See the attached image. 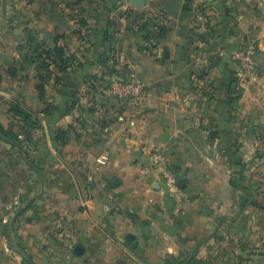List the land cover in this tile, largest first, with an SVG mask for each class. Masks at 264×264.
Wrapping results in <instances>:
<instances>
[{
  "label": "crops",
  "instance_id": "1",
  "mask_svg": "<svg viewBox=\"0 0 264 264\" xmlns=\"http://www.w3.org/2000/svg\"><path fill=\"white\" fill-rule=\"evenodd\" d=\"M38 44L70 57L45 100ZM113 78L144 94L99 95ZM0 123L22 140L0 137V264H264V0H0Z\"/></svg>",
  "mask_w": 264,
  "mask_h": 264
},
{
  "label": "built area",
  "instance_id": "2",
  "mask_svg": "<svg viewBox=\"0 0 264 264\" xmlns=\"http://www.w3.org/2000/svg\"><path fill=\"white\" fill-rule=\"evenodd\" d=\"M257 46L249 40L246 44L233 52V59L236 62V71L232 81V89L234 94L242 91L245 83L250 80L254 73L256 64ZM99 95L110 99L117 98L120 100H140L145 91V84L140 81H128L118 78H113L106 84L98 88ZM155 158L153 170L158 172L165 184L171 190H177L178 184L173 172L170 160L157 150L153 151ZM107 156L101 160V164L107 163Z\"/></svg>",
  "mask_w": 264,
  "mask_h": 264
},
{
  "label": "trees",
  "instance_id": "3",
  "mask_svg": "<svg viewBox=\"0 0 264 264\" xmlns=\"http://www.w3.org/2000/svg\"><path fill=\"white\" fill-rule=\"evenodd\" d=\"M187 9V6H185ZM155 25L156 23L153 22ZM159 29V35L164 36L167 28L163 25H156V28ZM36 61H37V68H38V83L37 88L40 94V98L42 100H45L47 95V84L49 79H51L53 76V72L51 70V66H58L59 69L65 68L70 63V57L66 56L65 48L64 47H56L54 49L48 48L44 46L43 44H38L36 46V50H34ZM56 81L60 80V76H55ZM12 111L14 112V115L16 117H19L22 121H24V125L22 128L26 125L33 126L35 122L32 119V113L28 112L25 108H23L19 104H15L12 107ZM44 113H48V108H46ZM0 137L6 139L7 141L22 145V140L20 139L19 135L7 130L1 123H0ZM193 257L189 258L187 257L179 264H186L188 261H191Z\"/></svg>",
  "mask_w": 264,
  "mask_h": 264
},
{
  "label": "rangeland",
  "instance_id": "4",
  "mask_svg": "<svg viewBox=\"0 0 264 264\" xmlns=\"http://www.w3.org/2000/svg\"><path fill=\"white\" fill-rule=\"evenodd\" d=\"M12 114H13V111H12ZM23 125H24V124H23ZM25 128H26V130H28L29 126L26 125V126L24 127V129H25ZM28 135H29V131H23L21 138H22V139L24 138V139L26 140L27 137H28ZM26 148H29L28 145H26ZM29 175H30V174H27L26 172H24V173H22L21 177L27 181V178L29 177ZM29 179H30V178H29ZM27 190H28V188L26 187V185L23 186L22 191H21V194L24 196V194L27 193Z\"/></svg>",
  "mask_w": 264,
  "mask_h": 264
},
{
  "label": "water",
  "instance_id": "5",
  "mask_svg": "<svg viewBox=\"0 0 264 264\" xmlns=\"http://www.w3.org/2000/svg\"><path fill=\"white\" fill-rule=\"evenodd\" d=\"M132 2H137L138 0H131ZM208 2H211V1H214V0H207ZM119 183V180H114V182H113V186H116L117 184ZM181 184H183V183H185V180H181V182H180ZM134 238H135V236L133 235V234H130L129 236H128V240L129 241H133L134 240ZM83 251H84V248L82 247V246H77L76 248H75V253L76 254H82L83 253Z\"/></svg>",
  "mask_w": 264,
  "mask_h": 264
}]
</instances>
